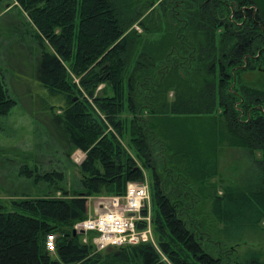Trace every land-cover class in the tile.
I'll use <instances>...</instances> for the list:
<instances>
[{
	"label": "trees",
	"instance_id": "trees-1",
	"mask_svg": "<svg viewBox=\"0 0 264 264\" xmlns=\"http://www.w3.org/2000/svg\"><path fill=\"white\" fill-rule=\"evenodd\" d=\"M6 1L24 11L43 46L38 78L64 99L47 114L58 125L53 135L67 157L86 156L74 191L61 185L64 171L23 167L63 196L26 194L12 210L0 203V264H264V252L238 250L264 221V88L243 81L264 73V5ZM16 104L0 54V115ZM224 144L261 152L254 188L219 193ZM145 172L160 251L151 243L97 251L93 233L74 234L89 197L124 195Z\"/></svg>",
	"mask_w": 264,
	"mask_h": 264
},
{
	"label": "rangeland",
	"instance_id": "rangeland-1",
	"mask_svg": "<svg viewBox=\"0 0 264 264\" xmlns=\"http://www.w3.org/2000/svg\"><path fill=\"white\" fill-rule=\"evenodd\" d=\"M259 1L264 5V0ZM159 2L158 0L156 4ZM135 28L137 29V25ZM138 29L142 31L140 27ZM42 50L43 46L37 40L28 16L17 3L14 1L0 3L1 60L5 82L11 95L17 100L9 114L0 115V203L6 204L11 210L13 209L11 202L26 194L40 196L49 192L53 196H63L59 189H50L43 181L35 183V175L26 178L22 173L25 165L34 171L39 167L41 173L54 169L64 171L65 180L61 185L70 191L80 187L82 174L78 165L85 159L86 154L77 151L71 157H67L59 138L53 135L58 132V125L55 122L49 123L50 117L47 114L59 112L60 109L55 108L53 111L50 107L52 105L59 107L64 99L61 95L53 93L36 74ZM243 81L248 84H260L264 88V73H245ZM259 158H261L259 151L251 152L222 145L220 174L215 179L219 193H223L226 187L254 188L260 179L256 161ZM146 181L150 188V177L147 172L143 182ZM93 202L92 200L88 202L91 212L94 210ZM150 205L152 217L151 188ZM86 237L83 238L84 241H87ZM238 243V250L242 254L249 251L264 252V221L260 229L249 232L245 239Z\"/></svg>",
	"mask_w": 264,
	"mask_h": 264
},
{
	"label": "built area",
	"instance_id": "built-area-1",
	"mask_svg": "<svg viewBox=\"0 0 264 264\" xmlns=\"http://www.w3.org/2000/svg\"><path fill=\"white\" fill-rule=\"evenodd\" d=\"M97 201L95 214L75 225L78 231L83 229L86 234L93 233L97 251L140 243H151L160 251L152 227L147 181L128 182L124 195L100 197ZM46 247L49 252L56 251L55 234L47 235Z\"/></svg>",
	"mask_w": 264,
	"mask_h": 264
},
{
	"label": "crops",
	"instance_id": "crops-1",
	"mask_svg": "<svg viewBox=\"0 0 264 264\" xmlns=\"http://www.w3.org/2000/svg\"><path fill=\"white\" fill-rule=\"evenodd\" d=\"M77 151L83 152V151H81V150H77ZM77 151H76V152H77ZM85 156H86V155H85ZM98 198H99V197H93V196H92V197H89L88 202L91 201V200L94 201V202H93V209H94V210H93V212H91V211L89 210V208H88V216H89L90 214H91V215L95 214V211H96V205L98 204V201H97Z\"/></svg>",
	"mask_w": 264,
	"mask_h": 264
},
{
	"label": "water",
	"instance_id": "water-1",
	"mask_svg": "<svg viewBox=\"0 0 264 264\" xmlns=\"http://www.w3.org/2000/svg\"><path fill=\"white\" fill-rule=\"evenodd\" d=\"M78 233H81V234H86V231L85 230H80V231H78V230H76V228H75V230H74V234L75 235H77Z\"/></svg>",
	"mask_w": 264,
	"mask_h": 264
}]
</instances>
